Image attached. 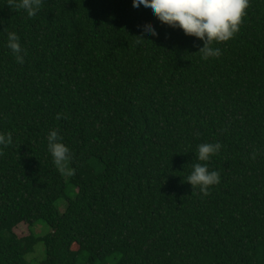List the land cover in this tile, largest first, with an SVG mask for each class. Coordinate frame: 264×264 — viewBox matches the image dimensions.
I'll use <instances>...</instances> for the list:
<instances>
[{
    "label": "trees",
    "instance_id": "trees-1",
    "mask_svg": "<svg viewBox=\"0 0 264 264\" xmlns=\"http://www.w3.org/2000/svg\"><path fill=\"white\" fill-rule=\"evenodd\" d=\"M0 264H264V0H0Z\"/></svg>",
    "mask_w": 264,
    "mask_h": 264
},
{
    "label": "rangeland",
    "instance_id": "rangeland-1",
    "mask_svg": "<svg viewBox=\"0 0 264 264\" xmlns=\"http://www.w3.org/2000/svg\"><path fill=\"white\" fill-rule=\"evenodd\" d=\"M60 206H63V208H64L63 202H61ZM15 232H16L17 236H19V237L26 236L29 234L28 228L25 225L19 226L18 229L15 230ZM45 232H46V230H45ZM40 248H42V247H40Z\"/></svg>",
    "mask_w": 264,
    "mask_h": 264
}]
</instances>
